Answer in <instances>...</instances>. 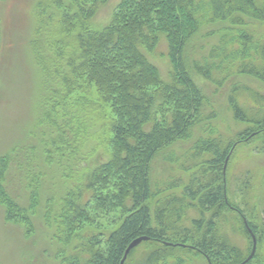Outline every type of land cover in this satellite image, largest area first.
<instances>
[{
    "label": "trees",
    "instance_id": "trees-1",
    "mask_svg": "<svg viewBox=\"0 0 264 264\" xmlns=\"http://www.w3.org/2000/svg\"><path fill=\"white\" fill-rule=\"evenodd\" d=\"M111 1L37 4L30 44L46 92L38 123L48 128L39 148L0 155L5 222L33 237L47 177L37 163L52 169L66 158L83 171L79 183L58 197L45 193L42 208L52 239L62 245L58 264L244 263L253 249L245 221L258 242L264 225L249 207L248 184L241 193L246 209L229 198L224 166L240 144L264 153V95L234 84L228 103L246 127L227 138L213 124L218 112L204 83L220 88L251 77L264 84V38L243 30L250 21L264 23V0H118L108 22L96 27ZM225 23L242 29L195 60L192 45L203 27ZM163 43L167 78L151 60ZM92 91L96 98L89 97ZM244 94L253 107L243 104ZM198 129L205 136L174 160L187 180L156 183L158 159L172 162L166 152ZM93 139L105 145L106 155L96 147L84 152ZM232 232L245 237L248 249L231 241ZM257 260L256 253L247 264Z\"/></svg>",
    "mask_w": 264,
    "mask_h": 264
},
{
    "label": "rangeland",
    "instance_id": "rangeland-1",
    "mask_svg": "<svg viewBox=\"0 0 264 264\" xmlns=\"http://www.w3.org/2000/svg\"><path fill=\"white\" fill-rule=\"evenodd\" d=\"M40 1L0 0V155L15 147L26 149L36 146L39 148L42 132L45 129L43 126L48 128V125L38 123L43 112L44 104L42 101L46 92L30 44L36 26V7ZM117 1L112 0L111 3L102 8L94 21L96 27H102L108 22ZM223 27L234 29L231 31L226 28L222 29ZM240 28L229 23L204 26L192 45L196 48V51H193V58L195 60L201 59L203 54L218 45L223 35H229L230 32L234 33ZM243 30L254 32L256 38H264V23L250 21ZM212 31L215 32V35L208 36ZM166 54L167 45L163 43L156 55L151 58L165 78L168 77L169 72ZM215 77L218 76L215 75ZM237 83L248 86L264 95V84L251 77H235L220 88L217 85L204 83L205 91L213 100L218 112L213 124L217 131L227 138L246 127L245 124L238 123L233 118L228 103L232 87ZM89 97L96 98V95L92 91ZM241 97L244 99L243 104L246 107H253V102L248 95L244 94ZM94 132L97 133V130ZM98 133L101 134L100 131ZM201 136H205V134L198 129L194 132L191 140L176 145L166 152V155L173 159L172 162L158 159L153 176L156 183L162 185L177 178L187 180V174L178 167V162L174 160L184 158L193 148L195 141ZM255 146V144H240L233 149L224 172V180L230 189L229 198L245 209L247 206L245 207L241 193L243 194L244 190L242 189L248 184L249 189L246 191V197L251 199L253 205L249 207L256 209V214L260 220L255 222H261L259 225L263 226L264 153L254 151ZM93 147H96L97 151H104L102 153L106 155L105 145L97 139L89 140L84 152L89 153ZM65 155L67 156V154ZM55 162L56 166L52 169H48L42 160L37 163L38 168L43 170L47 177L44 181V197L41 199V206L33 217L35 232L31 239L24 236L22 228L5 222L4 208L0 206V264H58V248L60 249L62 245L52 239V233L45 225L42 211L45 193L50 191L55 197L56 195L57 197L64 195L67 190L79 183L83 171L79 169L80 167L76 168L72 165L66 158H58ZM23 197L24 203L28 205L26 189ZM229 235L236 246L245 250L248 249V242L245 237L233 232ZM142 252L141 249L138 251L137 259H141ZM256 253L258 260L255 264H264V238L259 242L257 240Z\"/></svg>",
    "mask_w": 264,
    "mask_h": 264
},
{
    "label": "water",
    "instance_id": "water-1",
    "mask_svg": "<svg viewBox=\"0 0 264 264\" xmlns=\"http://www.w3.org/2000/svg\"><path fill=\"white\" fill-rule=\"evenodd\" d=\"M231 154H232V152H231ZM231 154H230V155H231ZM229 157H230V156H229ZM229 157H228L227 160H226V165H225V168H224V172L226 171V166H227V163H228V161H229ZM245 225H246V227H247V229H248V232L250 233V235H251V237H252V240H253V249H252V252H251L250 256L248 257V259H247L244 263H242V264H247L249 261H251V260L254 258V256L256 255V249H257V240H256V236L254 235L253 231L249 228V225H248L247 221H245ZM139 242H140V241H139ZM139 242H137V244H138ZM133 246H134V245H133ZM133 246H131V247L128 249V251H127V253H126V256H125V260H126V258H127V255L129 254L130 250L133 248ZM123 264H124V262H123Z\"/></svg>",
    "mask_w": 264,
    "mask_h": 264
}]
</instances>
